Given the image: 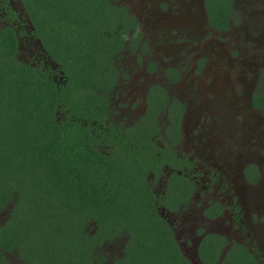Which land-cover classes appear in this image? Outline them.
Wrapping results in <instances>:
<instances>
[{"label": "trees", "instance_id": "trees-1", "mask_svg": "<svg viewBox=\"0 0 264 264\" xmlns=\"http://www.w3.org/2000/svg\"><path fill=\"white\" fill-rule=\"evenodd\" d=\"M22 2L33 34L63 77L54 81L17 58L23 31L0 32V212L9 209L0 224V264H9L4 252L10 251L26 264H93L119 236L124 256L112 264H192L159 221L153 195L132 176L146 163L148 138L106 128L107 114L97 107L105 105L104 85L116 79L113 60L131 16L111 0ZM232 4H206L212 26H227ZM8 14L17 20L12 9ZM59 108L67 111L64 119ZM95 130L108 131L98 138L109 140L110 155L92 145ZM238 254L229 250L219 264H256L247 251ZM203 261L215 264L216 258Z\"/></svg>", "mask_w": 264, "mask_h": 264}, {"label": "flooded vegetation", "instance_id": "flooded-vegetation-1", "mask_svg": "<svg viewBox=\"0 0 264 264\" xmlns=\"http://www.w3.org/2000/svg\"><path fill=\"white\" fill-rule=\"evenodd\" d=\"M211 1L111 0L131 16L120 53L135 51L144 62L128 82L116 67L114 83L100 93L105 105L97 107L107 114L106 128L133 129L137 137L148 138L142 149L148 151L146 163L132 176L153 195L159 221L190 263L205 264V257L219 264L233 249L264 264V72L247 80L245 69L232 63L225 68L239 49L222 53L217 33L236 25L237 32L244 29L245 15L239 10L235 18L233 0L227 26H212L206 8ZM9 9L17 20L9 19ZM25 17L22 0H0V32L8 27L25 33L18 37L17 58L45 69L59 82L62 71ZM56 113L64 119L67 111L59 108ZM91 133L97 137L92 145L110 155L109 140L98 138L108 131ZM4 216L6 221L9 211ZM124 242L123 236L119 250L112 248L115 254L101 251L93 264L122 258ZM210 248L219 252H206ZM4 254L9 264H26L15 251Z\"/></svg>", "mask_w": 264, "mask_h": 264}, {"label": "rangeland", "instance_id": "rangeland-1", "mask_svg": "<svg viewBox=\"0 0 264 264\" xmlns=\"http://www.w3.org/2000/svg\"><path fill=\"white\" fill-rule=\"evenodd\" d=\"M235 3V9L237 10V12L234 11L235 18L239 19V17H237L239 10L244 12V24H246L247 27H244V29L237 32L234 30V28L238 26L236 25L234 28H229L221 34L217 33V35L221 38V42L223 44V46H221L222 53L238 51L239 49L238 53L235 57H233L232 60L225 62V68H230L229 63H232L236 68L245 69L247 80H252L255 78V76L259 77V72H264V0H235ZM236 22L238 23V20H236ZM251 28L254 30V32L251 31ZM240 35L242 36L241 39L245 38L247 41L242 42L240 39H238ZM143 62L144 61L136 57L135 51H126L125 54L124 51H122L121 53L117 54L113 60L115 67L120 66L119 68H121V72L124 73L123 80L126 82H128L129 79H133L135 73H137L142 68ZM239 62H242V64L236 66ZM134 81L135 80H133L132 83H134ZM116 114V116L119 118V113ZM119 119H122V117ZM8 211V208H6L3 213L8 215ZM4 214L0 215V224L5 223L6 216H4ZM122 238L123 236H119L115 242L107 246H103L100 252L102 251L106 254H115L112 248H120ZM12 255L14 254L11 253L10 258L14 257Z\"/></svg>", "mask_w": 264, "mask_h": 264}]
</instances>
